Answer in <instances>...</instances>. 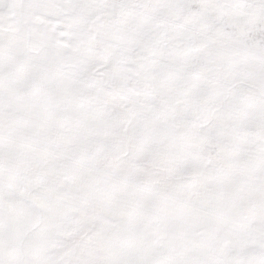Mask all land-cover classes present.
I'll list each match as a JSON object with an SVG mask.
<instances>
[{
  "label": "snow or ice",
  "instance_id": "6c2138e0",
  "mask_svg": "<svg viewBox=\"0 0 264 264\" xmlns=\"http://www.w3.org/2000/svg\"><path fill=\"white\" fill-rule=\"evenodd\" d=\"M0 264H264V0H0Z\"/></svg>",
  "mask_w": 264,
  "mask_h": 264
}]
</instances>
